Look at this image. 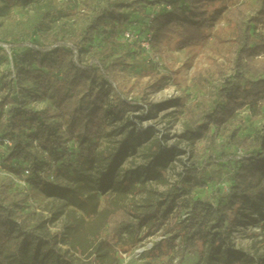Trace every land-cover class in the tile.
I'll list each match as a JSON object with an SVG mask.
<instances>
[{"label":"trees","instance_id":"trees-1","mask_svg":"<svg viewBox=\"0 0 264 264\" xmlns=\"http://www.w3.org/2000/svg\"><path fill=\"white\" fill-rule=\"evenodd\" d=\"M60 1L0 0L2 19L32 7L21 22L24 40L20 34L10 35V41L0 36V65L12 63L15 70V75L0 70V168L7 171L0 177V264H61L58 238L77 256H94L96 264H120V253L136 249L143 230L150 236L160 225L165 235L179 239V264L188 256H197L196 264H259L231 249L228 235L236 220L253 210L264 237V126L253 136L239 135L245 116L264 120V0L227 7L220 0ZM65 3L74 11L81 7L84 24L73 32L62 21L71 15ZM132 14L143 17V26L130 21ZM214 14L222 17L232 38L227 63L213 61L198 69L190 79V94L157 108H176L185 120L183 136L200 153L192 155L194 167L185 169L157 201L145 183L165 180L171 152L160 155L154 141L146 147L148 165L123 167L142 141L126 118L139 107L120 94L119 72L143 54L154 61L169 41L178 49L203 42ZM125 31L138 39L126 40ZM97 33L103 34L104 45L92 49ZM147 34L155 54L141 48ZM120 36L126 42L122 47ZM1 45L8 46L10 55ZM13 47L27 49L22 60ZM151 71L144 62L136 79L153 76ZM35 101L48 105L34 110L30 103ZM126 130L116 150L101 149L104 138ZM224 172L226 192L216 189L195 197L208 183L218 184ZM15 176L24 187L12 180ZM55 177L66 183L55 185ZM34 188L80 214L68 215L66 233H51L47 225L52 219L31 218ZM141 193L150 203L137 213L132 199ZM157 246L152 252L161 250ZM259 261L264 264V254Z\"/></svg>","mask_w":264,"mask_h":264},{"label":"rangeland","instance_id":"rangeland-1","mask_svg":"<svg viewBox=\"0 0 264 264\" xmlns=\"http://www.w3.org/2000/svg\"><path fill=\"white\" fill-rule=\"evenodd\" d=\"M240 1L243 0H220L219 5L221 7H227ZM59 3L62 4L63 2L59 0ZM72 8L68 3L63 5L65 13H70L71 15L69 18H63L62 21L66 20V28L73 32L81 28L84 21L78 14L81 7L75 11ZM31 12L32 7L18 9L14 11L13 18H0V36L10 41V35L20 34L21 39L24 40L21 22L25 19L26 13ZM129 18L130 21H137L139 23L138 25L143 26L142 16L138 17L132 14ZM120 37H117V43L122 47L126 42L122 39V36ZM231 41V35L227 31L222 17L214 14L209 36L203 42L191 45L185 49H178L172 41H169L164 46L161 54L151 53L156 55L155 58L157 60L151 61L149 56L143 54L142 56L135 57V60L129 61L131 66L125 67L124 70L119 72L120 94L127 100L135 101L139 107L136 112L127 114L126 118L133 123L135 131L140 134V141H142V146L137 149L133 157L128 158L123 167L125 169H134L136 167L144 168L148 165L150 159L147 156L146 147L154 141H158L159 143L160 155L164 156L171 152L166 159L167 167L164 170L166 174L165 180H149L145 183L146 189L149 191V196L157 201L161 199V193L168 192L172 189L174 184L178 182L179 175L183 174L185 169L194 167L192 155L200 153V148L196 145H191L183 136L186 131L185 120L177 112L176 108L164 107L159 110L157 108L163 103L175 101L190 94V79L198 69L208 66L213 61H220L226 64V56ZM103 45V34H95L91 44L92 49H100ZM11 51L20 60L27 53V49L20 47H13ZM149 61L150 63L147 64ZM144 62L146 65L152 67L151 72L153 76L138 81L135 72L138 68L143 67ZM7 68L10 73L15 75L12 63L8 66L0 65L1 71H6ZM47 105L44 101L30 103V107L38 111L44 110ZM124 122L120 125H113L109 128V131L117 130ZM263 126V119L251 121L248 119V116H245V128L239 135L240 137L253 136ZM127 133L128 130L120 135L115 133L111 137L104 138L101 149L109 152L116 150L124 142ZM220 139L221 137L218 138L219 141ZM202 157L204 158V156ZM6 172V170L0 168V177H4ZM227 176V172H224L218 184L208 183L207 188L197 191L195 197L202 199L210 196L216 189H222V192H226ZM12 180H15V182L23 181L16 176L12 177ZM53 183L55 185H64L66 182L61 177H55ZM147 200L146 193L136 195L132 199V204L137 213L145 211L147 205L150 203ZM107 205V201L102 200V207L105 208ZM29 206L31 218L34 221L52 219L48 223L47 229L51 233H57L58 235L66 233L65 227L68 222V215H74L75 218H79L80 215L70 208L65 207L61 200L47 197L35 188L33 189L32 196H30ZM262 212L264 214V203ZM185 213L186 210L180 213L182 218ZM244 215V217L238 218L232 225L228 235V244L234 251L261 264L262 261H259V259L264 254V237L261 236V230L259 228L260 218L253 210L246 211ZM163 228L164 225L158 226L150 236L143 230L139 235V246L131 253H120V264H179L177 259L179 239L173 240L168 235H165ZM59 241L60 238H58L57 247L60 249V254L63 259L61 264H96L93 261L95 259L94 256H77L68 246L63 245ZM156 245L161 250L152 252ZM197 262V256H188L182 264H196Z\"/></svg>","mask_w":264,"mask_h":264},{"label":"built area","instance_id":"built-area-1","mask_svg":"<svg viewBox=\"0 0 264 264\" xmlns=\"http://www.w3.org/2000/svg\"><path fill=\"white\" fill-rule=\"evenodd\" d=\"M124 38L126 40L132 41V40H136L138 39V36L136 34H134V32L132 31H125L123 34ZM150 41H151V34H147L145 36V39L140 43L141 48L144 49L146 51V53H150L151 52V48H150ZM1 47L8 53V55H10L9 53V49L8 46L6 45H1ZM151 54V53H150ZM154 60H157V58H154ZM3 143L5 145L10 146L11 143L7 140H3ZM25 175H28V171H25ZM50 179L52 180L53 178L50 177ZM22 187L25 186V183L23 181H19L18 182Z\"/></svg>","mask_w":264,"mask_h":264}]
</instances>
